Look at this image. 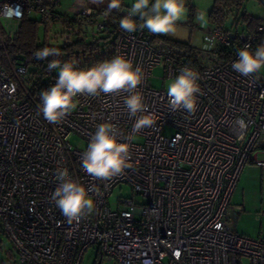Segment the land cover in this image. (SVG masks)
Segmentation results:
<instances>
[{
  "label": "built area",
  "instance_id": "1",
  "mask_svg": "<svg viewBox=\"0 0 264 264\" xmlns=\"http://www.w3.org/2000/svg\"><path fill=\"white\" fill-rule=\"evenodd\" d=\"M59 4L3 0L0 11L5 6L18 11L20 17L11 21L16 27L23 17L38 14L45 34L59 29L63 44L81 39L85 26L95 33L104 29V9L81 4L68 14L57 10ZM191 26L203 31L193 51L147 29L128 33L117 25L113 30V57L125 55L142 67L138 90L157 117L152 128L136 134L124 94L78 96L76 108L60 124H50L38 111L40 93L58 75L39 77L27 61H8L9 70L0 66V230L20 264H80L89 248L98 260L114 264H242L243 257L264 264V232L255 239L237 234L233 224L242 208L230 203L242 168L248 162L264 168V159L258 158L264 154V70L243 77L231 67L237 49L264 44V22L241 31L209 20L205 27ZM206 36L214 38V47H204ZM184 66L200 76L192 114L172 112L166 89L154 88L149 80L155 67L162 69L163 81ZM238 118L247 122L246 129L235 125ZM104 122L113 123L119 141L130 144L132 164L108 181L85 173L80 159ZM74 135L84 142L83 149L70 144ZM57 167H66L94 200V212L78 223L69 224L50 199L58 185ZM124 183L145 202L125 198L113 210L108 199Z\"/></svg>",
  "mask_w": 264,
  "mask_h": 264
},
{
  "label": "clouds",
  "instance_id": "2",
  "mask_svg": "<svg viewBox=\"0 0 264 264\" xmlns=\"http://www.w3.org/2000/svg\"><path fill=\"white\" fill-rule=\"evenodd\" d=\"M92 4H102L104 0H89ZM123 0H108L105 15L113 10H120ZM186 14L185 0H133L126 15L119 20V27L125 32L135 33L138 29H147L152 34L175 35L177 22ZM20 13L11 6H5L0 11V22H11L18 19ZM137 18L140 23H137ZM196 21L205 27L208 23L207 14L200 11ZM204 47H214L215 40L204 38ZM60 51L55 47H44L37 50L34 56L45 60L56 57ZM237 57L231 67L243 77L256 76L264 70V44L255 50L248 45L237 49ZM48 69L58 70V77L53 86L40 93L39 113L50 124H60L76 108L75 98L87 96L96 98L124 94L123 104L130 118H135L132 126L133 134L145 128H152L157 123V117L148 110L142 92L138 90L144 79L140 65L125 55H116L109 60L94 64L87 69L76 66V61L64 62L51 60ZM199 73L189 66L180 69L166 86L167 103L172 112L184 110L192 114L197 110V97L200 93ZM235 125L244 130L247 122L238 118ZM119 132L111 122L97 125L86 150L81 155L82 170L100 181H108L132 167L130 144L119 141ZM55 178L58 185L50 199L60 209L71 224L92 214L95 209L93 198L89 191L78 180L71 177L68 169L57 167Z\"/></svg>",
  "mask_w": 264,
  "mask_h": 264
},
{
  "label": "rangeland",
  "instance_id": "3",
  "mask_svg": "<svg viewBox=\"0 0 264 264\" xmlns=\"http://www.w3.org/2000/svg\"><path fill=\"white\" fill-rule=\"evenodd\" d=\"M2 1V0H0ZM133 0H123V9H128L131 6ZM213 0H185L186 14L177 22L175 35H162L157 34L162 39H167L173 42L187 43L191 45L199 46L203 36V31L195 26H191L189 21V7H193L196 12L204 11L208 15L212 6ZM81 4L96 9H107L108 0H104L102 4H92L89 0H60V4L57 10L61 13L72 14L79 8ZM242 13H246L249 16L259 18L264 22V0H244L243 5L239 9L227 10V17L224 22V27L230 28L233 31H241L244 28V23L241 20ZM32 18L40 20L38 14H31ZM198 23L192 20V25ZM0 24L6 29L15 30L12 23L0 22ZM44 28L41 24L38 27V41L40 43L46 41L51 46L61 47L63 40L60 37L59 29L51 28L48 35L45 34ZM104 34H99L97 37L98 49L85 50L83 47H74L72 50H59L60 55L55 58L58 59L61 64L64 62L76 61L78 68L91 64L93 58H96L100 51L105 48L106 40L103 39ZM54 74H58V70H54ZM163 76L162 69L155 67L152 71L149 80L154 88L166 89L168 82L171 79L161 80ZM165 133L170 131L165 130ZM137 142L142 141L141 138L136 137L134 139ZM70 144L73 147L83 149L84 142L76 135L70 138ZM259 159H264V154L258 156ZM125 198H131L133 203L141 205L145 202L142 195L133 191L131 185L120 184L117 185L109 199L108 204L111 209H116L118 200ZM230 203L235 206H240L242 212L238 215V218L234 222L233 226L237 234L246 236L252 239L258 238L262 232H264V168H261L253 163L248 162L241 170L236 186L230 198ZM123 205H120V209ZM242 264H250L249 258L243 257ZM0 264H20L15 254L11 241L0 230ZM80 264H114L112 261L105 259L98 260L96 256V250L89 248Z\"/></svg>",
  "mask_w": 264,
  "mask_h": 264
},
{
  "label": "trees",
  "instance_id": "4",
  "mask_svg": "<svg viewBox=\"0 0 264 264\" xmlns=\"http://www.w3.org/2000/svg\"><path fill=\"white\" fill-rule=\"evenodd\" d=\"M243 2L244 0H213L212 6L207 15L209 22L217 27L224 26V22L227 17V10H237L241 8ZM104 10L106 11V9ZM124 11L127 10L123 9V6H121L120 10H113L111 13L106 15L105 27L103 30L95 33L92 27L85 26L82 29L83 35L81 39L72 43L63 44L61 47L51 46L46 41L40 43L38 41L39 22L37 19L32 17H23L19 21L16 30L12 34L7 33L2 28L0 29V66L5 70H9L8 61H27L30 65L34 66V68H31L32 73L38 75L39 77H48L52 74L58 75L53 73L54 70L50 71L47 67L49 61L58 59L50 56L45 60H39L34 56V53L37 50H40L44 47H55L58 50H72L74 47L79 46L92 52L93 50L98 49L97 36L101 33L104 34L102 38L106 40L105 48L103 51L99 52L96 58H93L91 64L85 66H93L98 62L109 60L113 57V30L117 25L119 26V20L122 17L121 13ZM194 12L195 10L190 6L188 21L190 25L192 24ZM241 20L244 23V27L250 29L256 27L262 22L261 19L249 16L246 13H242ZM137 23H140L138 18ZM155 35L160 40L168 41L177 45L178 47L185 48L188 51H193L189 42H173L167 39H162L157 34Z\"/></svg>",
  "mask_w": 264,
  "mask_h": 264
},
{
  "label": "crops",
  "instance_id": "5",
  "mask_svg": "<svg viewBox=\"0 0 264 264\" xmlns=\"http://www.w3.org/2000/svg\"><path fill=\"white\" fill-rule=\"evenodd\" d=\"M2 1H3V0H2ZM2 1H0V3H1ZM9 23H11V22H9ZM13 25H14V24H13ZM14 26H15V25H14ZM1 28L4 29L7 33H13V32L16 30L17 27H15V30H13V29L10 30V29H6L5 26L3 27V26L0 24V29H1ZM241 212H242V211H241Z\"/></svg>",
  "mask_w": 264,
  "mask_h": 264
}]
</instances>
